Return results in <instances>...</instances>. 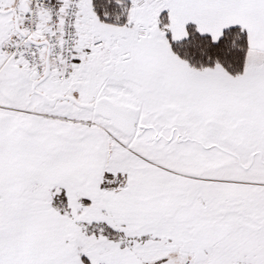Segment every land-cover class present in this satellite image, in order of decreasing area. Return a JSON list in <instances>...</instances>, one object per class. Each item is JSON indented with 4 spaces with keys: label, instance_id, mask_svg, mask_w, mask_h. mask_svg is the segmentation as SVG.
<instances>
[{
    "label": "snow or ice",
    "instance_id": "obj_1",
    "mask_svg": "<svg viewBox=\"0 0 264 264\" xmlns=\"http://www.w3.org/2000/svg\"><path fill=\"white\" fill-rule=\"evenodd\" d=\"M0 264H264V0H0Z\"/></svg>",
    "mask_w": 264,
    "mask_h": 264
}]
</instances>
